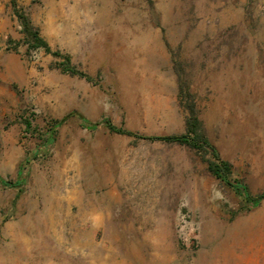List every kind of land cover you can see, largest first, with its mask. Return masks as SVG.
<instances>
[{"label":"rangeland","instance_id":"374dc122","mask_svg":"<svg viewBox=\"0 0 264 264\" xmlns=\"http://www.w3.org/2000/svg\"><path fill=\"white\" fill-rule=\"evenodd\" d=\"M16 1L84 76L28 55L0 0V176L23 179L0 185V264H264V199L246 209L193 148L147 138L185 132L187 89L233 177L264 192V0Z\"/></svg>","mask_w":264,"mask_h":264},{"label":"trees","instance_id":"16d2710c","mask_svg":"<svg viewBox=\"0 0 264 264\" xmlns=\"http://www.w3.org/2000/svg\"><path fill=\"white\" fill-rule=\"evenodd\" d=\"M13 7L16 15L18 16L23 32L22 41L27 45L26 53L30 55L34 50L44 48L46 52L53 53L55 55H61L63 61L60 62L59 68L63 72L71 74L83 75L84 73L79 71L77 67L72 64L69 54H61L60 51H53L51 45L46 38L41 34L40 28L34 25L30 15L24 8L19 7L16 0H13ZM181 95L186 96L188 101L186 102V108L188 109V115L185 120V132L176 134H165L147 136V138L155 140H163L166 142H174L187 145L193 148L200 156L201 160L206 164L208 171L216 178L222 180L226 184L230 185L234 191L241 196L244 201L246 209L258 206L264 199V192L253 195L250 193L247 185L240 179L233 177L234 165L233 163L221 156L220 151L216 144L208 136L203 124V120L200 118L197 110L196 101L193 95L184 88H181ZM72 113H67L61 118L53 119L48 129L43 136L44 144L52 143L56 138V132L58 127L63 124ZM84 127L95 129L100 124H104L109 130L126 135H134L135 133L123 126L116 125L108 117L102 120L90 121L81 114H77ZM27 128H31L32 124L30 120H26ZM23 179L21 176L16 181H12L0 176L1 186H21Z\"/></svg>","mask_w":264,"mask_h":264},{"label":"bare ground","instance_id":"6f19581e","mask_svg":"<svg viewBox=\"0 0 264 264\" xmlns=\"http://www.w3.org/2000/svg\"><path fill=\"white\" fill-rule=\"evenodd\" d=\"M56 194H58V193H55V195H56ZM55 195H53V196H55ZM89 244H90V243H89ZM85 245H86V244H85ZM88 247H90V246H88ZM93 258H94V257H93ZM96 258H97V257H96Z\"/></svg>","mask_w":264,"mask_h":264}]
</instances>
